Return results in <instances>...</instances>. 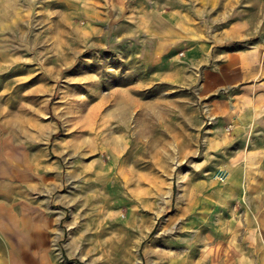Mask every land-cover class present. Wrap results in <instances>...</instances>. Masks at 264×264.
I'll use <instances>...</instances> for the list:
<instances>
[{
    "label": "rangeland",
    "instance_id": "1",
    "mask_svg": "<svg viewBox=\"0 0 264 264\" xmlns=\"http://www.w3.org/2000/svg\"><path fill=\"white\" fill-rule=\"evenodd\" d=\"M156 2L189 12L199 45L227 52L219 41L227 29L235 36L229 51L264 42V0ZM79 7L0 0V119H11L14 132L35 133L45 171L52 162L59 169L53 214L59 232L71 233L60 238L61 249H76L70 262L195 264L218 232H228L229 214L245 232L249 208L227 204L235 173L226 168L243 142L221 139L233 130L199 93L202 68L188 66L189 88L147 86L151 72L137 57L142 37L115 26L103 40L90 37ZM126 101L127 115L118 107Z\"/></svg>",
    "mask_w": 264,
    "mask_h": 264
},
{
    "label": "crops",
    "instance_id": "2",
    "mask_svg": "<svg viewBox=\"0 0 264 264\" xmlns=\"http://www.w3.org/2000/svg\"><path fill=\"white\" fill-rule=\"evenodd\" d=\"M63 2L78 3L87 14L90 37L103 40L113 26L117 31L129 28L125 37L141 36L143 51L137 57L141 67L151 72L147 86L166 82L189 88L195 85V75L187 73L188 66L203 69L199 93L210 99L220 122L233 130L229 136L221 134V139L229 145L243 142V150L226 164L235 173L229 187L233 197H228L227 204L231 208L245 203L249 209L243 213L245 232H236V213L229 214L228 232H218V241L206 247L195 264H264V42L260 40L247 52L229 51L235 36L230 37L227 29V36L219 38L227 52L199 45L190 13L156 0H147L145 5L141 0ZM186 48L188 56L179 59V52ZM180 62L177 76L173 68ZM118 107L129 113L127 101ZM13 127L11 119H0V264H81L70 262L75 248L60 247L61 234L71 233L59 232V214H53L57 212L53 195L54 188L59 189V169L52 162L46 163L45 171L44 154L36 147L38 136L14 132ZM55 131L52 127L50 139ZM46 200L52 213L47 217Z\"/></svg>",
    "mask_w": 264,
    "mask_h": 264
},
{
    "label": "bare ground",
    "instance_id": "3",
    "mask_svg": "<svg viewBox=\"0 0 264 264\" xmlns=\"http://www.w3.org/2000/svg\"><path fill=\"white\" fill-rule=\"evenodd\" d=\"M123 108H124V106H123ZM129 109V108H128Z\"/></svg>",
    "mask_w": 264,
    "mask_h": 264
}]
</instances>
